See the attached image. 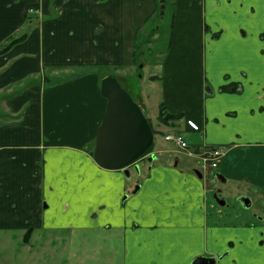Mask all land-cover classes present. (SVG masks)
Segmentation results:
<instances>
[{
    "label": "crops",
    "instance_id": "0c3cea01",
    "mask_svg": "<svg viewBox=\"0 0 264 264\" xmlns=\"http://www.w3.org/2000/svg\"><path fill=\"white\" fill-rule=\"evenodd\" d=\"M125 2L0 0V231L33 228L34 233L45 226L44 201L63 202L71 217L97 215L94 220L102 222L92 226H107L122 236L123 264H198L213 257L216 264H264V249L252 232L243 242V260L240 252L236 257L230 253L232 239L225 226L209 225L210 182L186 169L183 159L200 164L198 156L206 150L228 147L217 169L222 183H243L264 194V126L246 122H264V81L246 79L248 71H241L261 65L217 64L223 53L247 61L240 35L245 28L237 17L227 20L228 27L222 21L206 23L207 10L228 9L231 17L247 18L257 6L238 0H174L163 104L171 114H184L185 132L201 135L202 143L189 144L193 157L174 146L158 149L162 157L173 155V162L154 160L145 181L136 186L131 173L102 169L90 154L107 108L102 78H127V84L137 75L127 66L135 48L127 38L133 33L135 39L137 19L127 16ZM259 10L262 20L264 4ZM260 26L257 41L264 40V17ZM22 37L4 51L12 39ZM258 46L264 56V43ZM107 68L115 75L105 73ZM65 164L69 170L59 172Z\"/></svg>",
    "mask_w": 264,
    "mask_h": 264
},
{
    "label": "rangeland",
    "instance_id": "374dc122",
    "mask_svg": "<svg viewBox=\"0 0 264 264\" xmlns=\"http://www.w3.org/2000/svg\"><path fill=\"white\" fill-rule=\"evenodd\" d=\"M239 1H242L243 5L257 6L256 11L250 15L251 18H246L245 14L243 16L236 14L231 17L228 9L224 10L220 8L216 14H213L215 10L211 12L207 10L206 23L212 25L213 21H222L228 27L227 20L235 17L239 18L245 28V30H240V35L246 43L242 57L247 61H245L246 63H242L238 55H235L236 57L233 58L232 55L223 53L221 57H217V64H221L227 68L239 69H241L242 64H249L255 67L261 65L256 70L249 68L241 69V71H248L249 77L246 79L264 81V72L262 71V68H264V56L261 52V46H258V43H264V40H255L261 27V21L263 22L264 14L261 20L260 15L262 13L259 7L261 4H264V0ZM130 3L134 4L132 5L134 8L130 6ZM125 4L127 5V16L137 19V28L134 31L135 39L133 38V33L132 35H128L127 38L132 43L135 41L134 56L128 57L127 66L134 67L137 72L135 74L137 75L133 77L132 83L126 84L127 78L123 81L119 80L118 77V80L122 88L132 97L133 101L138 105L140 103L146 110L143 113L150 120L156 132L154 151L158 149L166 151L173 148V146L177 149L174 143L165 141L164 137L167 132H178V134L182 132L186 141L191 145L202 143L201 135L185 132L182 127L183 121L173 128L164 126L157 120L159 106L164 103L163 77L165 76V64L170 60L168 54L172 38V23L175 15L174 0H169L167 3L165 15L162 19L158 17V8H156L154 0H126ZM240 10L245 9L240 8ZM254 24H256V27H253ZM157 28H161L160 32L154 35L153 30ZM242 31L247 32L248 37H244ZM262 32H264L263 26ZM252 33H254L255 37ZM210 35H212L211 32L206 34L203 32L204 37ZM205 42L207 43V47L205 48H207V59L210 66L212 64V58H210L211 49L207 40ZM138 46L140 50H138ZM228 50L229 48L224 42V51L227 52ZM131 59L134 60L133 64ZM137 66L139 68L142 66L140 74H138ZM104 71L109 75H115L112 68H107ZM246 122L250 126L260 128L264 126V122L261 120H247ZM259 138L261 137L255 138L257 142ZM248 139L249 141H256L252 137ZM178 152L184 154L180 150ZM159 157L158 162L160 164L166 163V160L173 162V155H164L163 157L161 155ZM183 159L185 165H187L186 169L190 168L192 172L198 171L202 173L204 171L202 166L196 162V159L187 157ZM261 160L264 162V157ZM149 164L148 159H141L137 162L136 166L131 167L130 173L132 174V180L137 183L136 186L145 181L144 177L148 172L146 169H148ZM68 165L65 164L58 171H68ZM141 172H143L142 175ZM216 174L221 175L219 170L212 171L209 185L210 191L207 197L209 225L225 226L223 230L232 239L228 243V246L231 248L230 253L236 257L239 254L238 252H240L241 259L243 260V242L248 233L252 232L255 238L259 239L258 247L264 249V236L262 235L264 233V199L263 196L255 194L251 198V206H244L241 200L248 195L246 185L234 181L227 183L219 182L215 176ZM220 202H225V205L221 206ZM50 203L44 201L42 208L43 216H41V221L45 223V226L42 229L35 230L28 243L24 242L28 230L24 232L0 231V264H123L122 236L114 234L112 230L109 231L107 226L103 228L92 226L93 224H98V222L101 223L102 218L96 221L94 219L99 217L97 215L94 218L91 215L78 218L71 217L70 214L72 212L69 211L67 213V210H64L65 204L63 202H58L57 204ZM231 244L234 246H231Z\"/></svg>",
    "mask_w": 264,
    "mask_h": 264
},
{
    "label": "water",
    "instance_id": "95a60500",
    "mask_svg": "<svg viewBox=\"0 0 264 264\" xmlns=\"http://www.w3.org/2000/svg\"><path fill=\"white\" fill-rule=\"evenodd\" d=\"M159 2L161 16L164 17L166 0ZM101 95L107 100V108L97 132L94 160L102 169L123 170L129 176L128 168L140 160L153 145V130L142 108L122 88L116 77L102 78ZM149 161H152V158ZM217 177L220 182H225L223 176ZM138 189L137 187L136 191ZM241 202L246 207L251 206L249 198H242ZM220 204L224 206L225 202ZM32 232V228L28 230L25 243L29 242ZM216 262L217 259L214 257L198 260V264H216Z\"/></svg>",
    "mask_w": 264,
    "mask_h": 264
},
{
    "label": "trees",
    "instance_id": "16d2710c",
    "mask_svg": "<svg viewBox=\"0 0 264 264\" xmlns=\"http://www.w3.org/2000/svg\"><path fill=\"white\" fill-rule=\"evenodd\" d=\"M156 8H158V17L159 19H162L160 13H161V9H160V2L159 0H154ZM169 2V0H166V7H167V3ZM161 28H157L155 30H153L154 35H157L160 32ZM172 29H173V24H172ZM24 38H16V39H12L9 44L7 45V47L5 48L4 51H6L7 49L11 48L13 45L21 42ZM138 50H140V47L138 46ZM3 51H1L0 53H2ZM137 71L138 74L141 73L140 68L137 66ZM225 90H230L229 88H225ZM185 115L184 114H171L169 113L166 108L165 105L162 103L159 106V112H158V116H157V120L159 121L160 124L164 125V126H170V127H176L180 124V122H182L184 120ZM150 126L153 130L154 136L156 135V132L150 122V120L148 119ZM154 147H155V143H153V145L151 146V148L147 151L146 154H149L151 152L154 151ZM94 148H95V141L92 143L91 148H90V154L91 156H94ZM145 154V155H146Z\"/></svg>",
    "mask_w": 264,
    "mask_h": 264
},
{
    "label": "built area",
    "instance_id": "2783aa9c",
    "mask_svg": "<svg viewBox=\"0 0 264 264\" xmlns=\"http://www.w3.org/2000/svg\"><path fill=\"white\" fill-rule=\"evenodd\" d=\"M191 127L194 130H198V127L190 123ZM165 140L168 142H173L175 143L181 150L186 151L190 156L192 155L191 153L188 152V144L185 141L183 136L180 135H168L165 137ZM227 149L226 148H217V149H211L207 152H205L201 156V161L203 164L204 169H216L221 162L222 158L226 154Z\"/></svg>",
    "mask_w": 264,
    "mask_h": 264
},
{
    "label": "flooded vegetation",
    "instance_id": "af4514ba",
    "mask_svg": "<svg viewBox=\"0 0 264 264\" xmlns=\"http://www.w3.org/2000/svg\"><path fill=\"white\" fill-rule=\"evenodd\" d=\"M212 171H214L213 169H206V170H204L202 173L200 172V175H201V178H207V180H208V182H210V177H211V175H212ZM216 178H217V180L219 181V179H218V177L216 176ZM220 182V181H219ZM210 185V184H209ZM208 185V186H209ZM249 187V186H248ZM247 187V189H248V195L247 196H245V198H249L250 200H251V198L255 195V194H257V195H261V196H264V194H263V191L262 190H259V189H257V188H252V187H250V188H248ZM252 192V193H251ZM262 235L264 236V233H262Z\"/></svg>",
    "mask_w": 264,
    "mask_h": 264
}]
</instances>
